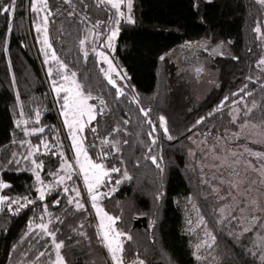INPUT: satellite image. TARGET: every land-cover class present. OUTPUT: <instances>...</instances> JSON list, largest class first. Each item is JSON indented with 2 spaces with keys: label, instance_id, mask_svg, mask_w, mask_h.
Masks as SVG:
<instances>
[{
  "label": "trees",
  "instance_id": "obj_1",
  "mask_svg": "<svg viewBox=\"0 0 264 264\" xmlns=\"http://www.w3.org/2000/svg\"><path fill=\"white\" fill-rule=\"evenodd\" d=\"M96 4L97 0H71V4L48 0L53 13L48 36L52 49L68 65L66 73L76 72V80L86 94L91 93V102H99V98L106 102L103 114H97L92 128L85 131V143L94 161L101 162L102 153L109 152L103 160L105 167L120 169L106 178L107 183L118 179L121 183L103 197L101 206L109 215L119 217L115 227L126 233L121 238L124 263L264 264L262 230L256 226L243 231L241 208L233 203L234 188L229 181L221 183L208 174L213 156L222 151L217 139L227 138L245 120L264 126V67L258 64L264 54V5L257 0H133L135 23H121L111 50L107 35L114 27L109 23L114 10ZM72 11L75 15L69 17ZM85 16L87 20L82 22ZM35 19L30 0H16L10 21L0 11V180L10 185L0 189V195L33 201L18 213L9 211L7 202L0 204V264H49L55 259L52 237L35 227L42 216L43 222L51 221L49 229L56 233L57 242H64L61 254L66 264H111L77 174L72 171L63 184L52 175L62 174L60 153L68 158L70 154L59 116L64 93L57 96L52 91V80L61 81L55 67L49 77L48 67L53 64L44 62ZM98 20L103 23L94 31L101 34L94 36L88 30ZM257 24L262 32L259 38L253 31ZM85 35L89 36L84 47L87 57L79 45ZM198 40L225 44L228 50L211 61L217 72L216 84L199 100L186 75L168 56L177 45ZM94 47L106 52L121 74L123 81L117 87L122 96H115V88L100 71L105 65ZM141 108L148 112L147 117ZM247 108L252 111L245 116ZM160 116L165 117L172 140L158 127ZM16 121L22 123L17 126ZM33 128L44 130L32 133ZM153 128L157 130L153 132ZM150 132L155 145H151ZM105 137L117 142L119 151L103 143ZM42 140L47 143V152H43ZM28 143L39 150L25 160ZM236 144L238 148L243 145ZM246 147L261 151L249 143ZM149 155L157 157L163 173L147 158ZM32 159L43 162L37 171L43 184L52 186L45 191L43 201L36 191L41 185L31 170ZM242 160L234 170L230 168L236 178L235 173L240 175L245 166L246 154ZM249 162L259 165L255 156ZM124 171L131 179L123 178ZM74 188L80 191L79 197ZM77 200L84 204L83 209L77 210ZM16 207L12 205L13 210ZM201 216L203 224L199 223ZM137 220L140 227L134 225ZM206 232L215 237L214 242Z\"/></svg>",
  "mask_w": 264,
  "mask_h": 264
},
{
  "label": "snow or ice",
  "instance_id": "obj_2",
  "mask_svg": "<svg viewBox=\"0 0 264 264\" xmlns=\"http://www.w3.org/2000/svg\"><path fill=\"white\" fill-rule=\"evenodd\" d=\"M83 2V0H81ZM258 3L264 5V0H257ZM64 3L71 4V0H64ZM100 5H104L105 7H110L114 10V13L112 16L109 17V23L115 25L110 29L109 34L107 35V46L109 49L113 48V41L116 39L117 34L120 31L121 26V18H125L126 22L128 24L135 23L133 16H132V8H133V0H97V7H100ZM126 6L127 8V15L125 16V12L122 11V7ZM16 7V0H8L7 3H0V11H2L7 17H9V21L11 17L13 16L15 12ZM87 7V5H85ZM30 8L33 13L36 14V19L33 21V26L36 30V32L39 35V39L42 42L41 43V51L44 54L45 57V64H48L49 61L52 62L53 66L48 67V74L51 78L53 75L54 67L56 71V75L60 79V83L57 82V80H52V91L56 93L57 96H59L61 93H64L62 99L63 104L61 105L62 111L60 113L61 116L64 117V126L69 129V138L71 139V147L75 152V164L78 166L80 173L83 175V180L85 187L87 189L88 196L91 199L92 207L96 210V216L99 219V225H98V231L97 235L102 238L101 242L103 246L107 249L108 253L110 254L112 264H124L123 259V252H124V246L122 237L126 236V233L117 230V228L114 226L115 221L119 219V217H113L109 215L107 212L104 211V209L98 204V200L102 198L105 195H109L112 191H115V189H110L109 193H102L98 191L100 186L105 183L106 178H110V173H117L120 172V169L115 166H111L110 168L105 167V164L103 162L104 159H106L109 155V152H103L101 162L94 161L88 154V151L86 150L85 144H84V136L80 135L84 132L86 123L91 122L92 120L96 119L97 114H103L104 108L101 107L99 110H96V106L93 104H89L88 101L90 99H93L90 92L86 94L85 90L83 89V86L76 80V72H71L70 74L66 73V70L68 69V65L65 64L56 54V52L52 49V45L49 42V36H48V26H49V17L53 15L52 11L49 9L48 0H30ZM75 15V12H69L68 16L71 17ZM87 20V16L82 18V22ZM102 21H96V24L93 25L92 29H89L88 31L92 33L94 36H99L101 33L94 31L95 28H97L99 25H101ZM9 28H11V24L9 22ZM254 32L258 34V38L262 35L261 32V26L257 24V26L253 29ZM89 39L88 35H85L83 39L79 40V45L81 48V51H83V54L85 57H87L88 53L84 50L86 41ZM187 46H191L190 44H187ZM220 46L218 45L217 48ZM93 51H96L95 47L93 48ZM213 53H217V49H213ZM222 54V53H217ZM96 55L103 60L105 64H107V70L104 68H101L100 71L104 74L105 79L107 82L115 88V96L120 97L123 95L122 89L117 87L116 80L113 78V73H116V75H120L119 72H117L116 67L113 65L112 60L109 59V57L101 51H96ZM234 59L236 57H233ZM161 60L164 59V56L160 57ZM259 65H264V57H262L258 61ZM197 73L202 71V69L197 68ZM243 91V89L241 90ZM235 95V93H233ZM245 95H251V93L245 92ZM135 100V97H133ZM225 100L228 99L226 96L224 98ZM99 103L101 106H106V102L104 99L99 98ZM221 104H223V101H221ZM252 107H256L255 101H253ZM219 110V109H216ZM140 111L144 114L145 117H147L148 112L145 111V109L141 108ZM252 111V108H247L245 111V116H247ZM23 115V113H21ZM211 115V113H209ZM86 118V119H85ZM40 120V113L39 111L36 112V121L39 122ZM203 120V117L201 118ZM201 120H197L196 123H201ZM236 120V116L233 115V123ZM149 124L152 123L151 120L147 121ZM17 126L22 123V121H16ZM125 124L128 123L127 120L124 121ZM249 121L245 120L243 124L240 125L241 129H244L249 126ZM158 127L160 129H163V134L168 140H172L173 136L169 134V130L166 125V120L164 116L159 117V125ZM253 128L257 127L256 125H252ZM43 128H33L31 131L32 133L35 132H43ZM157 129L153 128L152 131L155 132ZM93 132L96 131L95 128L92 129ZM113 131H118V129H114ZM24 135H29V131L27 129L24 130ZM149 137L151 138V145L156 144V139L152 137V133L150 132ZM235 135H239L238 133ZM105 144H110L111 149L113 151H119V148L117 147V142L115 141H109L107 137L104 138L102 141ZM26 143L25 141H21V144L23 145ZM41 143L44 145L45 148H47V143L45 141H41ZM124 143H127V141H124ZM151 147V146H150ZM39 150L38 146L34 147L31 143H28V152L27 155L24 156L25 160L30 159L34 153H36ZM245 152H247L249 155L257 157L259 160L264 161V153L251 152L250 149L245 148ZM16 154L13 153V156ZM61 157H63V152L60 153ZM231 155L233 157H236L229 166L231 167L232 164H238L240 162V156L243 155V153L237 154L235 152H232ZM152 161L153 164L156 165L158 169H160L161 173H163V168L161 167V164L157 162V157L154 155H149L147 157ZM217 159L221 160L222 164H228V158L227 156L221 158L216 157ZM162 159V158H161ZM11 163V161H9ZM248 167L252 168L253 171L259 172V175L261 177H264V163L261 164V167L259 169H256L253 167L251 162H247ZM32 165V172L36 177V183L41 185V187H38L36 191L39 194V200L43 201L45 199V191L51 189V185H44L43 181H41L40 173L37 171V169H40L43 167V162H37L35 159L31 160ZM61 170L64 171V175H59L58 173H52V175L56 176V180L58 184H63L65 179L71 178V171L73 166L71 164H68L63 159L61 160L60 164ZM235 175L239 176V173H235ZM123 178L124 179H131V177L128 176L127 171L123 172ZM246 179V178H245ZM244 182L243 179L239 181H229L230 187L237 189L239 191L240 185ZM116 184H120L121 180H116ZM223 183V180L221 181ZM253 183H255L253 181ZM261 184H264V179L260 181ZM10 187L9 184L5 183L4 181L0 180V189L2 188H8ZM65 192L68 191L67 188L64 189ZM73 191L76 193V196H80V191L76 190L75 188ZM214 192H217L218 189L214 188ZM161 198V194L158 193L156 196V199L159 200ZM20 200H25L24 204L20 203ZM7 202V207L9 211H15L19 212L22 208L26 207L27 204L33 203V201L28 200L27 197H20L16 199H10L7 196L0 195V204H4ZM73 200L70 197L69 203H72ZM59 203V201H57ZM250 203L252 205V213L251 221L255 222L257 220H260L261 217L256 216L255 212H264V206H261L257 203L255 199H252L250 201H245L246 207L247 204ZM12 205H17L15 210H13ZM76 208L77 210H81L84 208V204L80 203L79 200L76 201ZM47 210L45 209V212ZM221 213H223L224 209H220ZM241 211H244V209H241ZM43 222V216L41 217V223L36 224L35 227L40 229L45 235L52 237V244L54 246L55 250V259L51 260L49 264H66L64 256L61 254V249L64 246L63 241L57 242L56 240V233L54 231H51L49 229V224ZM189 223H191L189 221ZM199 223H204V218L201 216L199 217ZM32 223L30 222L28 225L29 231L32 230ZM82 227V226H81ZM244 232L250 231V228L245 227L243 229ZM81 235H85L84 233H80ZM206 235L209 236L212 240V242L215 241V237L210 233L206 232ZM127 239H131L130 236L126 237ZM264 239V238H262ZM210 246V245H209ZM197 247H200V245H197ZM41 256L44 255V253H40ZM199 259V257H197ZM262 260H264V256L261 257ZM134 264H144L143 260H137L134 262Z\"/></svg>",
  "mask_w": 264,
  "mask_h": 264
},
{
  "label": "rangeland",
  "instance_id": "obj_3",
  "mask_svg": "<svg viewBox=\"0 0 264 264\" xmlns=\"http://www.w3.org/2000/svg\"><path fill=\"white\" fill-rule=\"evenodd\" d=\"M122 11L125 12V16L128 14L126 6L122 7ZM123 21H126V19L121 18V23ZM117 37H118V34L116 36V39H117ZM116 39L113 41V48H111V50L114 49ZM187 44H190L191 46H187L186 43L177 45L175 48L170 50V52L168 53L169 54L168 56H169L170 60L172 61V63L179 69V71L183 72L184 75H186V77L188 78V80L190 82L191 90L195 94L194 96H199L198 98L196 97V99L199 100V98L202 97L205 94V92H207L208 89L211 88V86L216 84V77H217L216 73L217 72L211 66L212 65L211 61L219 55L226 54L228 52V50H227V47L225 44H221V43L212 44L206 40H198L195 42H188ZM218 45L220 46L219 48H217ZM213 49H217V53H222V54L213 53ZM97 51H99V50H97ZM101 52H104V51H101ZM104 53L111 60V57L106 52H104ZM262 57H264V54ZM97 58L99 61L104 63L103 60L100 59L98 56H97ZM104 65H105L104 69L107 70V67H108L107 64L104 63ZM113 65H114V63H113ZM262 67H264V65H262ZM197 68L202 69V71L197 73V71H196ZM117 72H118V70H117ZM67 74H70V73H67ZM112 75H113V78L116 80V84L121 85V83L123 81L121 74L118 76V75H116V73H113ZM88 103L95 105L96 110H99L101 107H103L100 105L99 102H93L92 103L91 99L88 101ZM61 111H62V109L60 110V113H61ZM59 116H60L62 125L64 127L65 133L67 135L68 144H69V153H70L69 158L65 153V154H63L62 159L64 161H66L68 164H71L73 166L72 171L75 172L79 178V181H80V184L82 187V189H81L82 194L86 198V200L89 204V207H90V210H91L93 217L95 219L96 227H97V231H98L99 219L96 216V210L92 207L91 199L88 196L87 189H86L85 184H84L83 175L80 173L78 166H76V164H75V152L71 147L72 142H71V139L69 138V129L64 126V123H63L64 117L61 116L60 114H59ZM93 121L94 120L86 123L84 132L80 134V135L84 136V138H85V131L89 128H92V126H90V125ZM252 125H256L257 127L253 128ZM237 133L239 134L238 136L235 135ZM216 141H217V144L221 147L222 151L217 156H213L212 165H211L210 170L208 171V174L210 176L217 177L220 181L223 180V183H226L228 181H239L241 179L244 180V182L240 185L239 191L237 189L233 190L234 199H235V202L233 201V203H235V206L240 207L241 209H244V211H241L242 212L243 227L244 228L248 227V228H250V230H252V228L258 226L264 234V212H259V211L255 212V215L261 217V219L255 221V222H252L251 221V216L253 215V213L251 211L252 205L250 203H248L247 207H246V204H245L246 200L250 201L252 199H255L259 205L264 206V184L260 183V181L262 179H264V177H261L259 175V172L253 171L252 168L248 167L247 162H249V159L254 157V156L249 155L247 152H245V148H247L246 147L247 143H249V144L256 145V146L260 147L261 151H258V152L264 153V126H260V125L253 124L252 122H250L248 127L244 128V129H241V127H240L234 133L227 135V138L222 139V141H221V139H217ZM229 142H230V145H228ZM237 142L243 143L242 147L238 148L239 145L236 144ZM84 144L86 147L85 139H84ZM234 144H236V145H234ZM247 149H250V148H247ZM47 151H48V148L43 149V152H47ZM232 152H235L237 154L243 153V154H246V156H247V160L245 161V166L242 168L243 170H242L241 174L239 175V178H236L233 175V172L230 171V168L232 170H234L236 167H238L239 163L241 161H243L242 160L243 155L240 156V162L238 164H232L230 167L229 164H231V162L234 159H236V157H233L231 155ZM251 152L256 153L253 150H251ZM225 156H227V158H228V164H222L221 160L216 158V157L223 158ZM262 163H264V161L259 160L258 166H255L254 164H252V165L256 169H259L261 167ZM60 164H61V161H60ZM64 174L65 173L62 170L61 175H64ZM253 181L255 183H253ZM110 189H115V191H116L118 189V184L112 183V182L107 183L106 179H105V183L100 186L98 191H100L102 193H109ZM113 192L114 191H112L111 193H113ZM105 196H107V195H105ZM103 197L98 200V204L100 206H101V200L103 199ZM101 240H102V238H101ZM104 249L108 255L110 263L112 264L110 254L108 253V251L105 247H104ZM124 264H127V263H124Z\"/></svg>",
  "mask_w": 264,
  "mask_h": 264
},
{
  "label": "water",
  "instance_id": "obj_4",
  "mask_svg": "<svg viewBox=\"0 0 264 264\" xmlns=\"http://www.w3.org/2000/svg\"><path fill=\"white\" fill-rule=\"evenodd\" d=\"M134 225L137 226V227H140L141 223H140L139 220H137V221H135Z\"/></svg>",
  "mask_w": 264,
  "mask_h": 264
}]
</instances>
